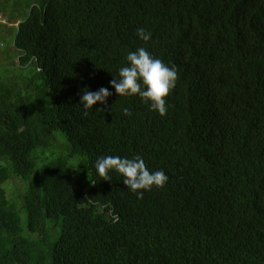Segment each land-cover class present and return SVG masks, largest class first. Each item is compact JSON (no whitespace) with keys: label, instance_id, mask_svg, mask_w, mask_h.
Returning <instances> with one entry per match:
<instances>
[{"label":"trees","instance_id":"obj_1","mask_svg":"<svg viewBox=\"0 0 264 264\" xmlns=\"http://www.w3.org/2000/svg\"><path fill=\"white\" fill-rule=\"evenodd\" d=\"M0 10L21 18L0 63V264H264V0ZM140 47L177 68L165 116L110 84ZM101 87L84 116L82 90ZM137 154L169 177L143 199L95 169Z\"/></svg>","mask_w":264,"mask_h":264},{"label":"clouds","instance_id":"obj_2","mask_svg":"<svg viewBox=\"0 0 264 264\" xmlns=\"http://www.w3.org/2000/svg\"><path fill=\"white\" fill-rule=\"evenodd\" d=\"M137 36L147 43L151 39V32L140 27L137 29ZM126 60L127 66L121 67L118 77L113 76L110 81L115 93L121 97L138 96L151 110L165 116L167 97L179 79L176 66H169L162 59L153 57L144 47L128 52ZM82 91L79 104L85 110L84 116L88 115V110L93 109L97 102L106 105L107 98L113 94L106 87H101L97 91H89L86 88ZM98 110L107 111L106 108ZM122 111L125 116L132 115L129 108H123ZM95 169L103 181H111L110 171L119 173L123 177V184L135 193L138 199H143L144 191H151L153 187H165L169 180L163 170L150 171L139 154L133 158L101 156L95 161Z\"/></svg>","mask_w":264,"mask_h":264},{"label":"rangeland","instance_id":"obj_3","mask_svg":"<svg viewBox=\"0 0 264 264\" xmlns=\"http://www.w3.org/2000/svg\"><path fill=\"white\" fill-rule=\"evenodd\" d=\"M8 2V5L11 7L12 6V1L13 0H0L1 2ZM14 9V5L13 8ZM11 9V11H12ZM21 18L17 16H8L6 11H1L0 10V63L1 66H11V56L9 55L10 53H13V48L11 46V50L9 51L10 47L7 42H9L10 37L13 35V30L15 34V29L11 30V27L16 26L17 23L20 21ZM14 36V35H13ZM6 43L8 45H6ZM9 51L8 53L5 52ZM8 192L9 193H18L19 191L21 192L23 190V185L22 182L19 178H13L9 183H8ZM24 221V217H23Z\"/></svg>","mask_w":264,"mask_h":264}]
</instances>
